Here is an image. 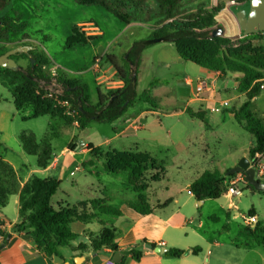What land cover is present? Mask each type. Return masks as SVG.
Listing matches in <instances>:
<instances>
[{"label":"rangeland","instance_id":"rangeland-1","mask_svg":"<svg viewBox=\"0 0 264 264\" xmlns=\"http://www.w3.org/2000/svg\"><path fill=\"white\" fill-rule=\"evenodd\" d=\"M232 1L234 0H201L194 5L205 4L208 10H220L215 18L214 29L222 28L225 36L218 38L212 36V39H218L220 42L228 40L229 48L235 50L246 46L264 49V36L249 41L247 36H243L231 11V7L234 6ZM0 26L3 30H8L7 40H0V53L25 45L35 47L38 53L44 54L51 60L44 68L52 77L60 74L56 68L59 66L73 73L71 75L73 79L82 78L89 88L91 103L97 100L95 86L97 78L103 77L106 88H119L118 85L112 84L117 83L118 78L111 77L114 69L110 68L112 65L109 56L123 64L132 42L145 43L152 30L141 24L126 26L104 9L79 6L75 0H11V7L0 12ZM91 28H99L98 30L104 33V37L92 43L89 38L100 36L89 35L88 33L95 31ZM73 36H76L78 42L83 41L84 45H73ZM213 43L216 44L211 40H197L192 46L206 48ZM145 46L138 93L141 95L144 91L151 90L150 95L165 108L184 107L189 103L193 110L207 115L208 123L206 127L205 122L191 119L188 115L168 116L162 120L158 119V123L149 117L148 131L140 137L129 138L121 146L117 145L120 150L147 153L158 162L155 169L150 168L147 173V188L142 194L145 201L151 208H156L167 199L173 198L175 203L174 206L169 207L170 210L177 208L178 205L183 207L184 212L194 217L197 224L199 221L203 222L201 232L206 233L208 238L216 237L220 242L229 243V264H264V248L257 245L248 231L249 227L254 228L257 225L249 221L251 209H255L259 222L264 225V196L247 186L245 174L231 178L226 174L224 183L228 190L232 186L231 183L241 176L244 181L237 184L243 192L241 197L230 198L224 195L218 200H209L205 205L198 203L197 207L195 201L187 202L190 196L188 184L191 179H195L207 170L227 173L242 159L253 160L249 150L256 144L255 137L244 130L228 112L233 108H240L246 101V96L237 91L238 83L236 84L235 75L226 78L216 75L211 83H207L204 79H197L205 70L191 62H181L173 44L161 42ZM99 48L103 49L101 55L98 54ZM96 61H100L99 70L95 69ZM17 62L24 69L31 64L29 58H19ZM80 72L83 74L77 75ZM185 78H192L189 81L193 82V85H188L184 81ZM202 81L208 87L199 92L197 83ZM51 89L49 86L42 87L44 97L65 108L64 94L53 93L51 98L49 96ZM261 90V94L255 99L254 110L256 116L264 122V88L261 87ZM0 97L3 98L0 101V121H3L5 114L7 139L0 147V154L13 163L18 168L19 175L24 178L31 168H37L38 158L24 151L20 136L25 132L34 133L37 141L41 142L48 134L49 122L52 123V120L50 117L31 118L33 115L31 108L17 110L13 104L11 87L7 85L2 74H0ZM140 105L149 107L150 111L155 110L148 104L140 103ZM134 108L129 109L128 112L136 111ZM213 109H219L220 112ZM9 117L13 120L12 123L8 120ZM62 124L59 123L63 126ZM110 125L92 123L85 129H74L73 126L62 127L61 137L53 139L52 144L57 151L67 147L72 139V149L80 142L92 141L98 144L112 135ZM167 131L173 132L170 138L166 137ZM135 144H139V151L133 146ZM89 145H87L88 150ZM76 158L80 162L83 159L79 156ZM92 160L96 162L90 165L89 162ZM258 162L264 164V158L262 161L261 156ZM84 169L82 168L68 181H62L60 190L52 200L54 205L62 199H68L74 205L77 200L85 198L88 200L109 198L111 205L116 208H119L122 201L127 198L138 203L140 194L133 190L126 175L106 173L102 159L96 156L87 157ZM90 172L93 175H90ZM37 175L43 176L40 173ZM86 187L88 188L85 189ZM66 195L70 196L66 198ZM231 200L237 205V209H231L232 216L229 219L227 214ZM212 216H216L219 220L212 219ZM99 219L95 223H100ZM225 227H228V230Z\"/></svg>","mask_w":264,"mask_h":264},{"label":"trees","instance_id":"trees-1","mask_svg":"<svg viewBox=\"0 0 264 264\" xmlns=\"http://www.w3.org/2000/svg\"><path fill=\"white\" fill-rule=\"evenodd\" d=\"M199 1L201 0H75V3L79 6L102 8L126 26L145 25L152 29L151 35L146 40L164 38L165 42L175 46L183 61L191 62L222 78L235 75L238 83L237 91L246 96V101L240 108H233L228 112L256 139V144L249 151L250 157L254 158L257 154L264 155V122L256 116L254 110L255 99L261 94L264 81V49L246 46L235 50L229 48L228 40L220 42L218 39H212V34L216 30L214 29L215 18L220 10H208L205 4L195 6L194 4ZM234 1L241 4L248 0ZM10 7L11 0L0 1V12ZM2 23L5 22L2 20ZM259 36H264V32L257 31L248 35L247 40L257 39ZM75 37L73 36L72 39L73 45H84L83 41L78 42ZM7 38L8 30H3L0 26V40H7ZM89 40L96 42L99 38H89ZM197 40H211L216 44L213 43L206 48L192 46V43ZM143 43L144 41L133 43L123 59V64L109 56L111 65L124 85L117 89L99 86L97 104L90 102L89 88L84 81L73 79L66 72L55 77L49 75L44 67L51 60L44 54L38 53L36 49L31 52L35 61L34 65L26 54L13 57L16 61L19 58H29L31 64L27 69L20 68L13 71L0 68V74L5 76L7 85L11 87L16 109L31 108L32 118L47 116L52 120L49 132L41 142L37 141L34 133L25 132L20 136L22 148L28 155L38 158L39 168L46 169L50 165L56 153L52 141L61 137L62 127L77 124L80 129H85L92 123L113 124L120 120L129 109L140 103L148 104L159 112L173 113L175 111L174 108L162 107L150 95L151 90H146L141 95L138 93V73L146 48ZM6 52L8 51L0 53V56ZM54 80L64 89L63 101L69 105L65 108L45 98L42 92V87L51 85ZM68 112L70 115L67 114ZM186 113L193 119L205 120L202 112L187 108ZM60 122L63 126L59 125ZM88 147L92 156L103 160L106 173L125 174L133 190L140 194L138 203L128 204L131 209L147 215L172 204L173 200L169 199L156 208H151L142 195L147 188V173L150 168L155 169L158 164L151 155L132 151H105L92 144ZM69 148H72L71 145ZM95 162L96 160H92L89 163L93 165ZM227 173L219 170L205 171L191 183L190 193L200 204L207 200L220 199L227 195L224 184ZM61 185L62 180L57 178L34 177L21 187L18 172L0 154V207H6L13 195H20L21 222L15 225L14 230L31 237L37 249L46 258L53 262L55 256L62 257L59 248L70 247L78 239V235L72 228L74 223L90 224L99 218L100 223H103L101 232L89 233V242L81 244L77 250L81 253L88 251L98 253L107 249L114 254L120 253L121 249L117 242L120 233L111 220L122 216V211L113 207L109 198L86 200L74 205L68 203L54 205L52 200ZM247 186L256 192L248 183ZM260 194L264 196V192ZM249 215L256 217L255 209H251ZM2 226L3 223L0 221V236L3 238V244H8L11 235L4 232ZM225 229L228 230V227ZM248 231L257 245L264 248V225L258 222L254 228L249 227ZM200 251L199 247L192 250L195 254ZM189 253L180 249L167 251V255L173 258H182ZM129 254L136 261H140L143 256L137 248L130 249ZM0 264H2L1 261ZM120 264H125V261Z\"/></svg>","mask_w":264,"mask_h":264},{"label":"crops","instance_id":"crops-1","mask_svg":"<svg viewBox=\"0 0 264 264\" xmlns=\"http://www.w3.org/2000/svg\"><path fill=\"white\" fill-rule=\"evenodd\" d=\"M95 29L96 30L94 32L88 34L98 35L100 36L98 37L99 40L102 39L104 37V33L99 31L98 30L99 28H95ZM134 42L135 41L132 42V45ZM181 62H185V61L181 59ZM143 64H144V52L142 55L141 66ZM56 68L59 70V73L66 72L69 74L70 77H72L71 75L73 73H71L67 68H63L59 66H56ZM110 68L114 69L113 66H110ZM140 68L138 73V82L141 74ZM82 74L83 72H80L77 75L81 76ZM111 77L118 78L115 69ZM215 77L216 74L205 70V72H202L197 77V79H204L207 83L208 82L211 83V81H213ZM81 80L84 81L82 78ZM189 80H192V78H185L184 81L188 85H193L192 84L193 82H190ZM104 81L105 80L103 79V77L97 78V82L95 81L96 90L99 86H104L105 83ZM119 82L122 83V86L124 85V83L118 78L117 83ZM107 88L110 89V87ZM0 98L1 100H3L2 97ZM97 102H98V95H97V100L93 104H97ZM168 108H174L175 111L173 113H163L156 110L150 111L149 107H144L138 104L136 108H134L136 111L127 112L120 120L110 125L112 135L110 137H106L104 141L98 144L92 141L80 142L77 146L74 147V149L72 148L70 149L69 146L73 141L72 139L67 147L62 148L60 151L56 150V153H54L50 165L46 169L39 168L37 161V168L36 169L31 168L29 174L24 178L21 177L18 173L21 187H23L27 182H29L34 177H39L43 179L57 178L62 180L63 182L68 181L69 178L75 177L78 171H80L82 168L84 169V163L87 161V157L92 156L91 150L87 149V145L92 144L94 147L102 148L105 151L107 150L127 151V150H120L117 147V145L121 146V144H124L126 140H128L129 138L140 137L146 131H148L149 126L147 120L149 117H152L153 121L155 123H158V119L162 120L168 116H172V117L185 116L188 115L186 113L187 108L193 109L192 107H190L189 103L188 106H184V107H168ZM143 110H145L146 112H143ZM206 116L207 115H205L204 121L200 120L201 122H205L204 123L205 125L208 124L206 122V118H207ZM5 118L6 115L3 114V121H0V147H2V145L5 144V141H7L6 130H5V121H6ZM8 120L11 123L13 122V120L10 117L8 118ZM49 126H50V122H49ZM73 127L74 129L79 128L77 124H75ZM172 135H173L172 131L166 132L167 138H170ZM138 145L139 144H135L133 146L136 148V150L139 151L140 146ZM80 147L82 148L80 149ZM128 151H132V150H128ZM77 156L83 158L81 162L78 161L79 159L76 158ZM3 158L8 163H10L18 172V168L13 163H11L6 157ZM263 158L264 155L262 156V161ZM39 173L42 174L43 176L41 177L38 176L37 174ZM89 174L93 175V173L91 172ZM200 175L195 177V179H191L190 183L188 184V191H190L189 187L191 183L195 181ZM87 188L88 187H86L85 189ZM88 193L89 192L86 190L87 195ZM189 195L190 196L187 202L195 201V207H197L199 202L191 193ZM69 196L70 195H66V198H68ZM225 196L230 197L228 194ZM169 199L173 200L171 205L163 209H156L151 214H147V215L140 214L128 206L129 203H135L134 201H131L128 198L122 201L121 205L118 208L122 211V216L116 218L115 220H111L113 226L120 233L117 242L121 249L120 253L123 254L122 261H125V264H229V254H228L229 243L225 244V242H220V240L216 237L208 238L206 236V233L204 234V232H201V229L203 228V222L199 221V223L197 224L195 218L185 213L183 207H179V205L177 208L175 209L172 208L173 210L172 209L170 210L169 207H171L172 205L174 206L175 201L173 198H169ZM86 200L88 199L87 198L79 199L76 201V203ZM208 201L209 200L203 202L202 204L200 203L199 204L205 205ZM59 203H68L70 205H73L69 202L68 199L59 200L57 201L56 204L58 205ZM231 209H237V205H235V203L232 200L228 205L229 212L227 216L229 219L232 216ZM212 219L217 221L219 220V218H217L216 216H212ZM0 221L3 223L2 230L7 234L11 235L8 244H3V238L0 236V252H1L0 261L2 264H54L52 261L46 258L41 251L37 249L36 243L31 237L27 236L26 234L17 233L14 230L15 225L21 222L20 195L17 194L13 195L10 198V202L6 207L4 208L0 207ZM259 221L260 220L258 216H256L255 223L257 224ZM72 228L73 231L78 235V239L70 247L59 248L60 254L66 261L70 262L71 264H77L76 262L77 258L82 257L84 259L81 261L80 264H107L108 261L110 260L115 262L114 259L116 254L112 253L110 250L107 249L102 250L98 253H94L92 251L81 253L77 250V248L81 244H87L89 242V237H88L89 233L101 232L103 228V223L94 222L90 224H83L80 222H76L73 224ZM194 238L195 240L192 241V239ZM160 243L165 244L164 248L167 251L170 249H180L184 251H189L190 253L182 258H173L168 256L167 253L161 254L155 252L154 250H149L146 248L147 244H152L155 247H157ZM197 247H199L201 251L195 254L192 252V250ZM132 248H137L139 251L143 253L142 259L140 261L134 260L132 255L129 254V250Z\"/></svg>","mask_w":264,"mask_h":264},{"label":"water","instance_id":"water-1","mask_svg":"<svg viewBox=\"0 0 264 264\" xmlns=\"http://www.w3.org/2000/svg\"><path fill=\"white\" fill-rule=\"evenodd\" d=\"M231 11L236 18L241 33L244 36H248L254 34L257 31L264 32V0H248L244 3L237 4L231 7ZM213 38L224 37L225 31L222 28L215 30L212 34ZM165 42L164 38H155L146 41L145 45H151L156 43ZM35 50V47L32 46H20L9 50L2 56H0V68H6L9 70H19L21 67L16 60L13 59L16 55L26 54L28 55L31 60L32 64H35L34 59L31 56V52ZM103 49L99 48L98 54H102ZM137 77H134L136 81ZM238 174H245L246 182L251 185L256 192L263 193L264 192V182L256 179V170L251 166V161L248 158L242 159L237 166L232 168L228 173L227 176L238 175ZM146 248L149 250H154L157 253L165 254L167 250L165 248L155 247L152 244H147ZM84 258L80 257L77 258V264H80ZM123 259V254L118 253L115 255V262L120 264ZM54 264H71L70 262L66 261L61 256H55L53 259Z\"/></svg>","mask_w":264,"mask_h":264},{"label":"built area","instance_id":"built-area-1","mask_svg":"<svg viewBox=\"0 0 264 264\" xmlns=\"http://www.w3.org/2000/svg\"><path fill=\"white\" fill-rule=\"evenodd\" d=\"M232 5H237L236 4V1H232ZM91 29H94L96 30L95 28H91ZM95 69L99 70L100 69V61H96L95 63ZM113 85H118L119 88H121L122 86V83H112ZM48 87V86H47ZM52 88L50 90V97L52 98V95L53 93H59L61 95L64 94V89L61 85L57 84L56 81L54 80L53 83L51 85H49V88ZM264 88V86H262ZM207 88V84L205 82H198L197 84V90L199 92L205 90ZM63 105L65 107L69 106L67 102H64ZM213 111H216V112H220L219 109H213ZM70 114V112H68ZM261 156L263 155H260V154H257L253 160L251 161V166L256 170V179L260 180L261 182H264V164H261L258 162V160L261 158ZM244 181L243 178H241V176L239 178H237V180L233 181L231 183V187L228 188L227 190V194L231 197V198H234V197H241L243 195V192L242 190H240V188L237 186V184L239 182H242ZM246 182V181H245ZM249 221L250 223H254L256 221V217H250L249 218ZM157 247H160V248H164L165 247V244L164 243H160ZM107 264H117L116 262L110 260L108 261Z\"/></svg>","mask_w":264,"mask_h":264}]
</instances>
